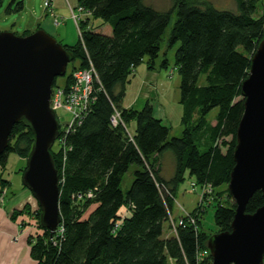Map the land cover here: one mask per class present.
I'll return each instance as SVG.
<instances>
[{"label":"trees","instance_id":"1","mask_svg":"<svg viewBox=\"0 0 264 264\" xmlns=\"http://www.w3.org/2000/svg\"><path fill=\"white\" fill-rule=\"evenodd\" d=\"M11 1L16 3L14 10L22 8L21 0ZM259 1L234 0L233 11L210 0H173L164 10L144 0H77L75 7L81 6L89 16L79 22L82 41L70 45L58 41L70 52L71 62L77 61L65 73L63 85H70L72 71L78 68L91 66L96 76L87 109L70 128L59 131V148L50 149L58 176V228L51 232L41 226L39 206L29 211L27 204L11 215L26 212L38 218L41 233L27 237L34 261L30 264H211L209 236L187 216L170 235L165 234V223L186 176L200 186L228 184L244 109L241 83L263 37ZM172 14L176 18L166 42L175 47L182 129L179 136L170 137V126L154 114L149 101L141 108L122 103L130 74L140 64L148 70L168 67L165 52L158 63L157 59ZM91 18H100L110 32L93 29ZM213 108L217 113L210 121L207 115ZM116 112L121 120L113 125ZM131 121L134 129L129 135L126 127ZM32 144L30 126L24 120L14 124L0 154V168H6L10 153L26 159ZM165 151L174 160L169 178L162 173ZM131 165L132 181L122 190ZM6 183L0 177V185ZM216 194L215 220L221 232L229 230L236 204L227 187ZM263 204L258 190L245 212L253 213ZM200 209L189 214L198 218Z\"/></svg>","mask_w":264,"mask_h":264},{"label":"water","instance_id":"2","mask_svg":"<svg viewBox=\"0 0 264 264\" xmlns=\"http://www.w3.org/2000/svg\"><path fill=\"white\" fill-rule=\"evenodd\" d=\"M72 56L40 28L27 35L0 31V154L14 124L24 120L33 134L22 183L40 208V224L55 231L60 222L57 170L51 147L58 132L49 107L53 81L65 75ZM244 109L236 130L234 166L227 188L235 201L229 230L206 242L211 264H263L264 204L245 212L256 191L264 195V29L241 83Z\"/></svg>","mask_w":264,"mask_h":264},{"label":"rangeland","instance_id":"3","mask_svg":"<svg viewBox=\"0 0 264 264\" xmlns=\"http://www.w3.org/2000/svg\"><path fill=\"white\" fill-rule=\"evenodd\" d=\"M23 6L19 10H14L16 3H13L11 0H3L0 5V31H9L5 29H10L12 32H16L17 35H27L35 31L36 27L44 29L48 34L54 37L57 42L60 41L62 44H74L78 39L82 41V28L79 26L80 19L83 17H88V12L85 9H80L81 6L75 7L77 0H21ZM173 0H144L146 4H150L157 9H169L172 5ZM218 8L236 10L234 0H210ZM11 4L10 10H7V6ZM262 8H264V0H260L258 3V14L262 13ZM262 10V11H261ZM175 14H172L171 21L167 26L163 38L161 40V51L160 56L157 59V63L162 58V54L165 52L168 60V67L166 69L151 70L155 71L156 74H153V77L148 80L151 83H155L158 78L159 71L164 80H159L161 83L157 87L148 84V89L146 94L149 95V92H153L154 98L158 95L161 97L162 101L160 102L164 105L166 109V119L163 122L170 126L169 136H179L181 133L182 126L180 124L181 116V105L178 103L179 99V75L176 69L173 68L174 65V50L175 47L169 48L166 38L170 32V29L175 21ZM104 22L100 18H91V25L93 29L100 28ZM28 26V27H27ZM38 28V29H40ZM24 30H28L23 34ZM59 43V42H58ZM77 61H70L67 64L66 72L68 73L71 69L73 63L76 64ZM145 65L140 64L138 69H136L137 75L135 76V71L130 74V82L126 88L123 101L127 103L128 100L132 98L135 94L139 95V82L137 80L141 77L139 73ZM138 71V72H137ZM133 77H135L133 79ZM56 85L52 84V88L63 85L62 77H56ZM158 81V82H159ZM54 82V81H53ZM200 84L204 83V77L200 79ZM51 88V90H52ZM137 92V93H135ZM163 93V94H162ZM142 94V93H141ZM145 94V95H146ZM147 95V96H148ZM143 97V95H141ZM174 96H176V102H173ZM61 96H58L57 99L54 98L53 91H51L49 104L51 110L55 114V119L58 123V132L55 138V141L52 145L54 149L59 148L58 136L61 129H66L70 126L72 110L68 109L69 103L62 101L60 103ZM58 103H57V102ZM217 113V108H213L207 115L208 120L214 121L215 114ZM116 118L120 119L118 114H114ZM128 134L131 135L134 129V121L127 124L126 127ZM51 147V148H52ZM8 164H6V172L4 176L7 180L11 181L10 188L0 185V206H3L5 203V198L12 197L20 193L23 188L26 186L22 185V174L24 172V166L26 164V159L19 157L14 153H10L7 159ZM162 164V173L166 178L172 176V169L174 165V160L169 151H165L161 156ZM26 167V166H25ZM23 168V169H22ZM135 166L131 165L127 172L124 174L121 189L126 190L131 181H132V172ZM22 169V170H21ZM227 187L223 185L218 188H212L209 185H198L195 184L193 177L186 176L185 180L179 184L176 189V196L174 200V205L170 219L165 223V234L170 235L173 233L176 225H181L183 219L182 216H187L190 223L197 225L198 230L203 232L207 236H211L214 233L219 232V226L216 224L215 220V209H216V192L222 188ZM27 189V188H26ZM225 196V195H224ZM224 196L222 197L224 199ZM220 198V197H219ZM221 199V198H220ZM7 200V199H6ZM232 200V199H231ZM27 205L26 203L23 207ZM38 206V203H37ZM36 206V207H37ZM201 209L198 212L199 217L189 214L191 210L195 207H200ZM22 207V208H23ZM92 207V206H91ZM90 207V208H91ZM20 208L19 210H21ZM36 209V208H34ZM33 208L29 207V211H33ZM123 212V211H122ZM13 212H11L10 216ZM201 215H200V214ZM36 216V215H35ZM23 212L22 214L12 217L13 221L17 220L20 222V227L25 229L28 232V235H35L41 233V230L38 228V218ZM21 217V218H20ZM23 221H22V220ZM175 222V223H174ZM60 223V222H59ZM174 223V225H173ZM59 225V224H58ZM58 225L56 229L58 228ZM28 237V236H27ZM29 245V244H28ZM30 247V246H29ZM264 260V258H263Z\"/></svg>","mask_w":264,"mask_h":264},{"label":"crops","instance_id":"4","mask_svg":"<svg viewBox=\"0 0 264 264\" xmlns=\"http://www.w3.org/2000/svg\"><path fill=\"white\" fill-rule=\"evenodd\" d=\"M101 29L104 30L105 33L110 32V28L108 27L107 24H103L101 26ZM5 30L10 31V29H5ZM138 68L139 67H137L136 69ZM136 69L134 70L135 76L137 75ZM157 72H158L157 81L154 84L151 83V81L148 82V80L152 78L153 74H156V72L148 70L146 66H144L143 69H141V71L139 72L141 74V77H139V79L137 80L140 86L138 89H135V90H139L138 91L139 95L137 94H135V96L133 95L132 98L127 101V103L123 101L122 104L125 107L141 108L146 101H149L153 105L154 114L158 118L164 120L166 119V114H165L166 109L164 105L160 102V100L162 101L161 99L162 96L160 95L161 96L160 97L158 95L156 98H154L152 94L153 92H149V95L146 94L147 93L146 90L148 89L147 86L148 84L153 85V87H157V85L161 83V81L159 80H162L164 78L163 76H161L162 73H160L159 71ZM134 78L135 77H133V79ZM141 95H143V97ZM176 100H177L176 96H174L173 102L175 103ZM173 169H174V165H173ZM6 170L7 168H5L4 170L0 168V177L7 180V178L4 176ZM5 186L7 188H10L11 181L7 180ZM25 203L28 204L33 209L36 208L37 206V201L31 194V192L28 189L23 188L19 194L14 195L11 198L10 197L5 198L4 205L0 206V264L34 263L33 259L30 256V247L27 243V236L29 233L26 232L25 229L20 227L21 224L20 222H18L17 220L13 221V219L10 216L11 212L17 209L19 210L20 208L23 207Z\"/></svg>","mask_w":264,"mask_h":264},{"label":"built area","instance_id":"5","mask_svg":"<svg viewBox=\"0 0 264 264\" xmlns=\"http://www.w3.org/2000/svg\"><path fill=\"white\" fill-rule=\"evenodd\" d=\"M80 9L83 8L80 7ZM95 76L96 75L91 66L88 68H78L72 71V82L67 88H65L64 85H59L52 88L51 91H53L54 98L57 99L58 96H61L60 103H58L57 101L56 102L58 104H63L62 101H66V103H69L67 108L72 110V119L68 128H70L72 122L75 119L80 118L83 115L84 111L87 109L88 104L91 100L90 93L92 91V83ZM116 114H118L119 116V113L116 112ZM118 118H116V116L114 115L112 116L111 121L113 125H116L118 123ZM174 231L175 228L173 232Z\"/></svg>","mask_w":264,"mask_h":264}]
</instances>
